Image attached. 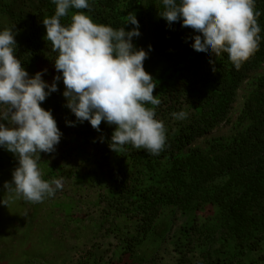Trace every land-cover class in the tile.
Here are the masks:
<instances>
[{
    "label": "trees",
    "instance_id": "obj_1",
    "mask_svg": "<svg viewBox=\"0 0 264 264\" xmlns=\"http://www.w3.org/2000/svg\"><path fill=\"white\" fill-rule=\"evenodd\" d=\"M88 3L80 11L115 29L131 31L126 17L135 15L132 43L148 53L143 66L157 82L164 150H110L115 126L77 121L56 81L41 107L62 135L39 163L43 178L62 177L63 187L41 203L0 204V264H264V0H255L258 51L239 70L227 53L196 52L200 34L162 19V0ZM54 14L53 0H0V31L13 29L29 78L43 72L49 85L61 73L42 20ZM181 111L185 119L172 116ZM16 167L0 147V203Z\"/></svg>",
    "mask_w": 264,
    "mask_h": 264
},
{
    "label": "clouds",
    "instance_id": "obj_2",
    "mask_svg": "<svg viewBox=\"0 0 264 264\" xmlns=\"http://www.w3.org/2000/svg\"><path fill=\"white\" fill-rule=\"evenodd\" d=\"M162 19L168 24L182 20V27L200 35L192 37L196 52H209L215 57L227 53L229 61L239 70L260 43L261 15L255 0H162ZM55 14L42 20L45 39L50 42L55 70L61 73L49 85L43 72L29 74L17 58L13 29L0 31V147L12 153L18 167L11 183L3 187L9 194L0 204L23 198L41 203L63 187V178H43L40 153L50 154L60 142V132L50 110L41 104L57 91L56 81L62 79L66 107L81 123L88 121L99 131L102 122L114 125L110 150L122 152L125 145L159 155L166 144L167 129L156 119L161 100L153 95L157 82L144 69L148 53L135 49L133 37H139V24L131 12L125 24L134 27L125 31L97 24L83 9H90L88 0H53ZM71 14V23L61 19ZM124 24V25H125ZM149 50H151L149 46ZM46 72V70H44ZM215 72L216 69L213 68ZM47 89V91H46ZM151 105L152 107H148ZM177 120L187 113H172ZM73 126V125H69Z\"/></svg>",
    "mask_w": 264,
    "mask_h": 264
},
{
    "label": "rangeland",
    "instance_id": "obj_3",
    "mask_svg": "<svg viewBox=\"0 0 264 264\" xmlns=\"http://www.w3.org/2000/svg\"><path fill=\"white\" fill-rule=\"evenodd\" d=\"M217 133H218V134H220V133H225L224 127H221V128L217 131ZM217 133H216V134H217Z\"/></svg>",
    "mask_w": 264,
    "mask_h": 264
}]
</instances>
